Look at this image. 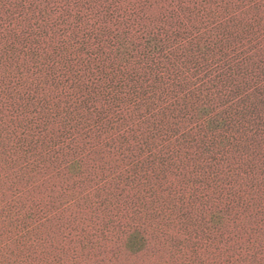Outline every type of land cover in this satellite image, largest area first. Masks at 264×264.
I'll use <instances>...</instances> for the list:
<instances>
[{
    "label": "rangeland",
    "instance_id": "374dc122",
    "mask_svg": "<svg viewBox=\"0 0 264 264\" xmlns=\"http://www.w3.org/2000/svg\"><path fill=\"white\" fill-rule=\"evenodd\" d=\"M22 8L26 20L13 16ZM28 24L45 30L40 54L18 52ZM84 34L87 54L75 43ZM92 51L104 73H149L137 85L149 100L113 111L114 127L100 132L88 116L60 138L39 102L61 110L66 81L89 76ZM97 61L90 71L99 76ZM263 72L264 0H0V264H264V127L232 132L229 145L212 138L206 153V121L182 120L175 138V115H157L172 101L188 116L201 104L219 109L210 92L244 81L264 89ZM30 118L34 150V138L16 144ZM154 123L161 130L141 154ZM188 130L192 141L180 136Z\"/></svg>",
    "mask_w": 264,
    "mask_h": 264
},
{
    "label": "trees",
    "instance_id": "16d2710c",
    "mask_svg": "<svg viewBox=\"0 0 264 264\" xmlns=\"http://www.w3.org/2000/svg\"><path fill=\"white\" fill-rule=\"evenodd\" d=\"M26 12L27 10L25 8H22L18 10L17 13H13V16H15L16 18L22 19V20H26L27 17L24 18V16L26 15ZM43 12H45V10L43 9L39 11V13L41 14ZM29 18L30 17H28V19ZM31 26H32L31 24L30 25L28 24L26 28L19 29V32L17 33V35H19V37L21 38L20 39L21 49L18 52L22 53V55H25L27 51H30L32 54L34 53L40 54L38 48L41 47V44H40L41 42L39 41V38L41 37V32L42 31L44 32L45 30L41 29V27L37 28L35 26L33 27ZM53 26L56 27L57 25L53 24ZM14 30L16 31V29ZM8 32H11V30H8ZM12 34H16V33L13 32ZM85 37H86L85 34L82 35L83 40L85 39ZM151 41H152V38L148 39L143 48V50H146L148 54H151V52L149 51V48H150L149 46H151L150 44L152 43ZM75 43L77 44L79 43L78 45H80L79 46L80 50H84L83 52H85L86 54L88 53L89 46L85 45V40L84 41L76 40ZM86 43L88 44V41ZM15 44L12 42L9 46L14 47ZM139 44L140 43H137V45ZM98 57L99 56L93 53V51L92 53H89V57H87L85 66L82 69V71L85 69L89 71L87 73L89 74L88 77L83 78L80 75L76 74V76H74L75 82L73 81L71 83L70 81H66L67 85L65 86L67 87L69 93L67 94L68 98L66 99V101H64L63 99L62 102H60L61 110H58L55 107L43 108L42 103L39 102L40 106L39 108H37L39 112H43V109H45L46 114L47 113L50 114L49 115V117L51 118L50 122L46 121V124L47 123H49V125L53 123L58 124L57 126H54V127L56 128L57 136L60 138H63V139L70 138L72 135H75L76 133H78L79 129H83L82 126H85V124L87 123L86 121L92 120L89 117H93L94 119L92 123L93 125H91V127L94 126L93 128H97V130H99L100 132L102 131L103 129L102 127L104 126L114 127L112 123L113 119L111 118L114 115L113 116L110 115L113 113V111L117 112V115H118L120 114L119 110L126 109V112H127V111H130L131 108L133 109L134 106L135 107L137 106V110H138V107L142 105V102H145V101L147 102L149 100V97H148L149 95L147 94L149 93L150 89L147 87L146 89L140 90L137 87L139 83H145V82L150 83L151 82V79H149V82L147 79L149 73L143 72L142 75L141 73H137L138 74L137 75L135 74V72L133 73V71L126 70L125 72L128 73L127 77L124 76L123 73L121 75H119L120 73H117L115 76L110 73L108 74V72L104 73V69L98 66L99 64V60L97 61ZM201 59H202L203 64H206L204 63V58H201ZM72 61L73 60H69L70 63ZM93 61H97V67L95 66V68L98 70L99 76H97L94 73H91L90 71V69L93 70V67H91V63L93 64ZM120 72H122V70H120ZM229 74L230 73H228L226 76H228ZM50 75H51V85H57L58 83H56V79H58V77L56 78V74L50 71ZM232 79L233 78H231V80ZM244 82L237 83L236 86H234L237 89H232L228 91L214 90L209 93L210 95L212 94L213 96L212 98L214 100L215 99L218 100V102L216 103V106L219 109H212L211 107H208L205 104H201V105H197L196 107H192L190 109L192 111V115L188 116V112L186 110L187 104L183 105L181 103L182 107H178L180 105L179 102L172 101V103L169 104L171 105L172 108L171 107L169 108V105L159 106L158 110H160L162 113L157 112V115L164 116L166 115V113L169 114L170 112H172L173 115H175L174 118L176 119V121H171V127H169L170 128L169 130L172 131L175 138L178 135L174 127L176 124L178 125L182 120L193 121V119L196 118V122H199L197 121V119L200 120V122L206 121L205 122L206 126L204 127L208 131V135H209L208 143L210 144L204 146V150L206 153H210L214 149L213 148L214 144H212V140H211L212 138L213 139L218 138L221 140L220 142H222L223 140L225 141L224 144L229 145L230 143L234 142V140L237 142V139H238L237 137L232 139V136H230L232 132L241 131L247 134V132H254V129L257 130L260 125L264 127V113L261 115V114H258L257 112V111H261L262 108L260 106H264V89H261L259 84L256 85L257 81L254 82V87H246L248 85L244 86L245 85ZM128 83L133 84V87H129ZM76 87L78 89L77 91H71L75 89ZM254 93L255 94L257 93L256 94L257 96L255 97L254 101H250V103H248L247 98H249L250 94H254ZM208 95L206 94L205 97H207ZM245 101H247V103H245ZM241 102L246 104V106L242 105L241 110H238L237 109L238 104ZM150 110L151 109L148 108L147 109L148 112H146L148 118L145 121L147 122H150L149 120L151 117H156V114L154 115V112L156 111L154 110L150 111ZM246 116L249 117L250 120L253 122V127L255 126L253 129L245 126V123H243L245 122V120L242 118H245ZM119 120L120 118L118 116V119H116V123H118ZM32 122L33 121H31V118H30L26 122V124H24V127L21 125L19 126L21 128L20 129L21 135H20V140H17L16 144L18 145L25 144V145H28L29 148L32 147V145L34 144L33 147L31 148L32 150H34L38 147L41 140L36 139L35 133L31 132V130L33 129L37 133V130L39 129L35 125L32 128ZM156 124L157 123H154L152 125L155 131L154 130L153 132L151 130L147 131L143 139V142L140 144L141 148L139 149V153L141 154L146 153V149H149L150 144H152L151 140H155V138L157 137L155 135L156 134L155 132L159 134L158 130H161V129L157 128ZM137 128H139V126H137ZM201 130L203 129L200 128L198 131L200 132ZM199 132H197V134H201V136H203L202 133H199ZM163 136H165L167 140L170 139L169 138L170 135H163ZM180 136L185 141L194 140L193 133H190L189 130L185 132H181ZM33 138L36 141L34 140L33 144H31ZM71 140L73 141L74 138L73 139L71 138ZM228 140H231V141L228 142ZM157 145H155L156 146L155 148H157ZM158 146L160 147V145ZM224 149L225 147H221L220 149H218L221 155H223ZM70 150L73 154L76 153V147H71ZM160 152H162V150ZM149 154L152 155V149L151 151H149ZM149 160L151 161L150 158ZM136 161L141 162L140 168H143L146 164L145 162L148 160L144 159L143 161H140V160H136ZM73 164H75V162H73Z\"/></svg>",
    "mask_w": 264,
    "mask_h": 264
}]
</instances>
